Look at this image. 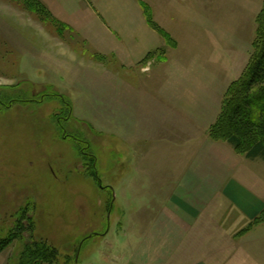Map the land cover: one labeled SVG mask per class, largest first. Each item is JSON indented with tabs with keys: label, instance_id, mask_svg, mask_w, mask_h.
I'll return each mask as SVG.
<instances>
[{
	"label": "rangeland",
	"instance_id": "rangeland-1",
	"mask_svg": "<svg viewBox=\"0 0 264 264\" xmlns=\"http://www.w3.org/2000/svg\"><path fill=\"white\" fill-rule=\"evenodd\" d=\"M28 1L0 0V98L12 100L0 105V240L23 212L33 221L4 250L7 264H16L32 241L56 248V264H113L115 258L125 264L130 246L146 236L142 226H133L135 213L181 209L165 195L176 188L175 179L171 186L140 184L134 171L138 152L150 146L139 139L146 130L136 110L139 87L170 80L169 66L159 64L177 60L169 51L177 42L166 46L168 53L153 50L152 57L130 65L131 58L117 56L103 28L87 21L89 4L101 14L111 0H60L56 6L55 0ZM27 3L46 11L34 12ZM262 4L197 0L196 9L186 7L185 27L176 28L185 35L180 56L202 69L203 124L211 114L215 118L204 129L208 137L224 94L249 61ZM84 146L95 157L98 180L89 174L90 160L83 163ZM233 151L242 162L232 172L235 184L221 185L201 213H231L229 228L247 235L236 243H252V257L242 261L264 264V257L256 260L264 254L256 249L264 245V221L255 224V217L227 199L253 194L260 201L255 213L264 210V161Z\"/></svg>",
	"mask_w": 264,
	"mask_h": 264
},
{
	"label": "crops",
	"instance_id": "crops-1",
	"mask_svg": "<svg viewBox=\"0 0 264 264\" xmlns=\"http://www.w3.org/2000/svg\"><path fill=\"white\" fill-rule=\"evenodd\" d=\"M59 1L55 0V6ZM196 1H146L157 25L177 42L176 48L169 49L177 60L171 62L167 58L159 64L169 66V81L139 87L140 102L136 110L146 124L139 139L149 141L150 146L138 152L134 171L140 184L171 186L175 179L176 188L165 195L167 201L180 203L181 209L180 213L171 210L169 213H135L133 226H142L146 236L130 246L125 264H248L250 260L242 259L252 257V243H236L235 239L247 235L229 228L231 213H201L209 201L214 200L221 185L235 184L237 178H233L232 172L242 162L230 144L213 141L206 135L204 129L215 118L211 114L210 120L203 124L204 85L199 76L202 69L194 60L188 62L179 54L185 35L178 30L185 27L186 7L196 9ZM89 5L88 14L92 17L87 21L103 28L107 40L116 43L117 56L131 58L130 65L139 63L153 50L167 51L165 39L148 25L140 0H111L103 5L101 14ZM195 31L189 30L186 34ZM192 40L196 42L194 37ZM140 69L145 70V67ZM229 197L253 217L258 214L255 212L260 208V201L253 194L248 197L228 194V201ZM225 217L228 219L223 221ZM256 249L262 251L264 245ZM259 255L256 260L264 257L262 253ZM8 258L4 251L0 252V264H7ZM237 258L240 261L237 262ZM119 262L120 258H115L113 264Z\"/></svg>",
	"mask_w": 264,
	"mask_h": 264
},
{
	"label": "trees",
	"instance_id": "trees-1",
	"mask_svg": "<svg viewBox=\"0 0 264 264\" xmlns=\"http://www.w3.org/2000/svg\"><path fill=\"white\" fill-rule=\"evenodd\" d=\"M140 2L148 25L155 29L167 44L173 43L174 45L173 38L154 21L149 6L141 0ZM27 6L33 8L34 12L39 10V12L45 13L46 11L28 3ZM251 44L252 51L249 61L240 77L231 83L224 94L217 119L209 128V137L215 141L227 142L237 153L247 159L264 161V0L255 17L254 38ZM152 54L149 52L144 58L152 57ZM2 99L0 98L4 104L6 101H12L9 99L3 101ZM67 108L68 112L70 107ZM63 134V137L66 138L70 136L67 132ZM85 150H87L86 146L81 147L79 152L83 163L86 164V160H90L91 171L89 174L97 179L92 166L95 157ZM263 221L264 210L255 217L253 222L257 224ZM32 228V218L23 212L15 229L0 240V252L4 251L14 240L22 239L23 233ZM247 229L248 227L243 231L245 232ZM58 259L59 252L56 248L45 241H32L23 245L16 264H56Z\"/></svg>",
	"mask_w": 264,
	"mask_h": 264
},
{
	"label": "water",
	"instance_id": "water-1",
	"mask_svg": "<svg viewBox=\"0 0 264 264\" xmlns=\"http://www.w3.org/2000/svg\"><path fill=\"white\" fill-rule=\"evenodd\" d=\"M78 252H79V248H78V251H77V254H76L75 260H77V257H78Z\"/></svg>",
	"mask_w": 264,
	"mask_h": 264
},
{
	"label": "flooded vegetation",
	"instance_id": "flooded-vegetation-1",
	"mask_svg": "<svg viewBox=\"0 0 264 264\" xmlns=\"http://www.w3.org/2000/svg\"><path fill=\"white\" fill-rule=\"evenodd\" d=\"M0 105H2V106H6V105H4V103H2V102H0ZM7 107V106H6Z\"/></svg>",
	"mask_w": 264,
	"mask_h": 264
}]
</instances>
